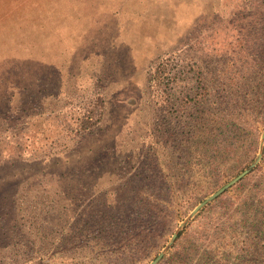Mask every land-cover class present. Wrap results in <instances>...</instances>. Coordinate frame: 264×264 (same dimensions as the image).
I'll list each match as a JSON object with an SVG mask.
<instances>
[{
	"label": "rangeland",
	"instance_id": "1",
	"mask_svg": "<svg viewBox=\"0 0 264 264\" xmlns=\"http://www.w3.org/2000/svg\"><path fill=\"white\" fill-rule=\"evenodd\" d=\"M256 203L264 0H0V264H255Z\"/></svg>",
	"mask_w": 264,
	"mask_h": 264
},
{
	"label": "trees",
	"instance_id": "2",
	"mask_svg": "<svg viewBox=\"0 0 264 264\" xmlns=\"http://www.w3.org/2000/svg\"><path fill=\"white\" fill-rule=\"evenodd\" d=\"M178 57L175 56H163L160 57L154 64H152L150 74H149V82L150 86H158V90L165 92L167 90V84L172 76V70L174 67L171 65ZM177 70V71H176ZM175 70L176 72H182V65L179 64V68ZM89 106L81 111H79V114L76 116L75 125L68 127L67 125L62 127L61 132L65 131V129L68 130L70 133H74L77 136L83 135L87 132H92L101 122L104 113H105V105H106V98L103 95H94V97L88 102ZM6 119V118H5ZM28 128V126L24 125L23 130L25 131ZM21 130V131H23ZM59 131L58 133L61 134ZM69 133V134H70ZM251 214L254 215V219L252 221L253 225L248 228L249 222L247 219L243 220L240 226L242 228H245V226L248 228L247 233L243 239V246L247 245L248 249L255 247L257 244L261 242L260 248L264 247V232L262 230L258 231L259 229H256V224H260L259 222H256V213L257 211L264 212V203H256L252 207ZM250 216V214H249ZM253 218V217H252ZM247 250V249H245ZM258 260L262 259L261 261L255 262V264H264V254H258L256 256Z\"/></svg>",
	"mask_w": 264,
	"mask_h": 264
},
{
	"label": "water",
	"instance_id": "3",
	"mask_svg": "<svg viewBox=\"0 0 264 264\" xmlns=\"http://www.w3.org/2000/svg\"><path fill=\"white\" fill-rule=\"evenodd\" d=\"M262 158V152L259 153L258 157L256 158V160L247 168L245 169L243 172H241L239 175H237L234 179H232L231 181H229L228 183H226L225 185H223L220 189H218L216 192H214L211 196H209L207 199H205L204 201H202L191 213V216H193L197 211H199V209L201 207H203L207 202L215 199L217 196H219L220 194H222L224 191H226L228 188H230L233 184L237 183L239 180H241L245 175H247L248 173H250L257 165L258 163L261 161ZM178 233H175L173 235V240H175V238L177 237ZM172 243V242H171ZM170 243V244H171ZM164 256V252H161L151 264H157Z\"/></svg>",
	"mask_w": 264,
	"mask_h": 264
}]
</instances>
